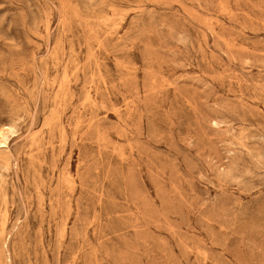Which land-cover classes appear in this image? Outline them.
I'll use <instances>...</instances> for the list:
<instances>
[{
	"label": "rangeland",
	"instance_id": "1",
	"mask_svg": "<svg viewBox=\"0 0 264 264\" xmlns=\"http://www.w3.org/2000/svg\"><path fill=\"white\" fill-rule=\"evenodd\" d=\"M4 141L0 264H264V0H0Z\"/></svg>",
	"mask_w": 264,
	"mask_h": 264
},
{
	"label": "bare ground",
	"instance_id": "2",
	"mask_svg": "<svg viewBox=\"0 0 264 264\" xmlns=\"http://www.w3.org/2000/svg\"><path fill=\"white\" fill-rule=\"evenodd\" d=\"M2 137H3V139H5V138H4V136H2ZM5 143H6V141H4V142H1L0 144H5Z\"/></svg>",
	"mask_w": 264,
	"mask_h": 264
}]
</instances>
